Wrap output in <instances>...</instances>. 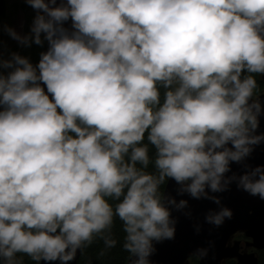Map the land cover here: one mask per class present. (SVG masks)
Listing matches in <instances>:
<instances>
[{
	"label": "clouds",
	"instance_id": "clouds-1",
	"mask_svg": "<svg viewBox=\"0 0 264 264\" xmlns=\"http://www.w3.org/2000/svg\"><path fill=\"white\" fill-rule=\"evenodd\" d=\"M24 4L28 30L0 31L42 50L0 41V264H76L98 240L153 264L173 212L191 214L173 181L220 206L216 226L233 184L264 200L247 162L264 145V0Z\"/></svg>",
	"mask_w": 264,
	"mask_h": 264
},
{
	"label": "water",
	"instance_id": "water-1",
	"mask_svg": "<svg viewBox=\"0 0 264 264\" xmlns=\"http://www.w3.org/2000/svg\"><path fill=\"white\" fill-rule=\"evenodd\" d=\"M2 14L3 8L0 7V17ZM261 130L264 131V119ZM247 162L253 166L264 164V145L257 147ZM232 167L234 171L241 170L240 165L233 164ZM175 188V182H170L168 190L177 202L188 200V207L183 211L191 214L173 212L178 220L175 239L156 244L157 251L151 257L153 264H189L190 257L198 249L207 253L199 264H226L228 260H236L238 264H258L257 253L242 251L241 243L233 239L238 233H244L251 240L246 244V250H264V200L239 190L233 184L230 191L215 194L221 198V206L233 212L231 219H225L221 226H216L206 222V215L209 210L218 211L220 206L208 200L178 196ZM197 226L199 232L196 231ZM79 259L80 256L76 264Z\"/></svg>",
	"mask_w": 264,
	"mask_h": 264
},
{
	"label": "trees",
	"instance_id": "trees-1",
	"mask_svg": "<svg viewBox=\"0 0 264 264\" xmlns=\"http://www.w3.org/2000/svg\"><path fill=\"white\" fill-rule=\"evenodd\" d=\"M2 0H0L1 2ZM18 8V7H16ZM25 12H28L30 8L22 7ZM12 51H20L19 46L11 48ZM42 49L38 48L37 46L33 45L31 49H22L20 52L22 54L28 55L30 54L33 60L38 59V53ZM259 79V78H258ZM264 94V82L261 81V87L257 93V95ZM118 233L117 229H114ZM104 249L103 241L98 240L96 241L91 247L85 250V254L83 257H80L77 264H88V261L91 260L92 264H126L127 253L121 251L119 247L109 250L105 255L101 256L100 252ZM259 262L258 264H264V251H260L257 254ZM27 261V257H25ZM189 264H198V259L192 258L189 261ZM226 264H238L235 260H228Z\"/></svg>",
	"mask_w": 264,
	"mask_h": 264
},
{
	"label": "rangeland",
	"instance_id": "rangeland-1",
	"mask_svg": "<svg viewBox=\"0 0 264 264\" xmlns=\"http://www.w3.org/2000/svg\"><path fill=\"white\" fill-rule=\"evenodd\" d=\"M5 2H6L5 13H4V16L2 18L0 26H2L3 24H8V25L15 27L18 31L26 32L28 30L30 23H31L32 16L34 15L32 9H30L28 12H25L22 9V7L23 8L25 7L24 0H5ZM0 7H2L1 4H0ZM16 7H18V8H16ZM0 36H2L1 41L7 42L10 50H11V48L18 46L15 41L10 40L7 37V35L4 34L2 31H0ZM21 50L22 49L20 48V51ZM245 237H246L245 234L240 232L234 237L233 241H238L243 246L244 242L246 241ZM249 240L250 239H248L247 241H249ZM262 251H264V250H262ZM253 252L258 253L260 251H257L253 248H251L250 250L247 251V253H253ZM199 262L200 261L198 260V264H199Z\"/></svg>",
	"mask_w": 264,
	"mask_h": 264
},
{
	"label": "flooded vegetation",
	"instance_id": "flooded-vegetation-1",
	"mask_svg": "<svg viewBox=\"0 0 264 264\" xmlns=\"http://www.w3.org/2000/svg\"><path fill=\"white\" fill-rule=\"evenodd\" d=\"M3 16H4V14H3ZM3 18V17H2ZM2 18H1V20H0V25H1V21H2ZM245 242H244V244H243V250L242 251H248V250H250V249H248V250H246V244L249 242V241H251V240H249V241H247L248 239L245 237ZM192 259V258H191Z\"/></svg>",
	"mask_w": 264,
	"mask_h": 264
},
{
	"label": "bare ground",
	"instance_id": "bare-ground-1",
	"mask_svg": "<svg viewBox=\"0 0 264 264\" xmlns=\"http://www.w3.org/2000/svg\"><path fill=\"white\" fill-rule=\"evenodd\" d=\"M4 14V13H3ZM3 14H2V16L0 17V20H1V18L3 17Z\"/></svg>",
	"mask_w": 264,
	"mask_h": 264
}]
</instances>
